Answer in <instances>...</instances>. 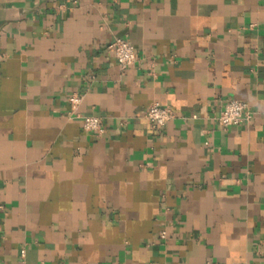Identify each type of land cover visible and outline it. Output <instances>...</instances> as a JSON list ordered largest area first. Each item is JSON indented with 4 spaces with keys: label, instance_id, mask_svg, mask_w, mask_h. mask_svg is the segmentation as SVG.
Listing matches in <instances>:
<instances>
[{
    "label": "crops",
    "instance_id": "0c3cea01",
    "mask_svg": "<svg viewBox=\"0 0 264 264\" xmlns=\"http://www.w3.org/2000/svg\"><path fill=\"white\" fill-rule=\"evenodd\" d=\"M0 264H264V0H0Z\"/></svg>",
    "mask_w": 264,
    "mask_h": 264
},
{
    "label": "built area",
    "instance_id": "2783aa9c",
    "mask_svg": "<svg viewBox=\"0 0 264 264\" xmlns=\"http://www.w3.org/2000/svg\"><path fill=\"white\" fill-rule=\"evenodd\" d=\"M109 49L114 53L116 60L122 69L128 68L134 64L138 54L134 44L125 38H116L109 44ZM83 101V95L73 93L69 96V103L72 112H77L79 105ZM175 116L174 110L170 106L163 105L159 102L152 103L146 112L147 119L154 128L163 129L169 120ZM85 131L94 132L102 135L106 131L105 124L101 116L97 114H86L81 116ZM254 117L249 104L243 100L230 99L216 116L219 125L228 127L232 125H241L250 122ZM161 237L167 238L168 232L163 230ZM25 252L22 251L24 256Z\"/></svg>",
    "mask_w": 264,
    "mask_h": 264
}]
</instances>
